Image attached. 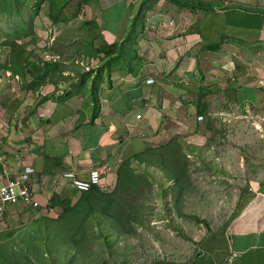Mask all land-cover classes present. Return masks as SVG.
<instances>
[{
  "label": "crops",
  "instance_id": "1",
  "mask_svg": "<svg viewBox=\"0 0 264 264\" xmlns=\"http://www.w3.org/2000/svg\"><path fill=\"white\" fill-rule=\"evenodd\" d=\"M33 27L36 40L20 72L0 66L24 82L18 90L4 88H13L19 108L1 118L0 153L14 176L23 164L35 169L39 203L35 215L23 201L8 206L0 234L13 237L9 246L25 245L82 201L84 193L61 178L65 171L85 179L90 169L106 168L111 187L92 189L107 193L123 164L178 137L203 138L209 117L264 121L259 10L194 9L171 0H41ZM101 54L92 72L78 64ZM205 239L187 261L152 264H264V183L241 194L229 226Z\"/></svg>",
  "mask_w": 264,
  "mask_h": 264
},
{
  "label": "rangeland",
  "instance_id": "2",
  "mask_svg": "<svg viewBox=\"0 0 264 264\" xmlns=\"http://www.w3.org/2000/svg\"><path fill=\"white\" fill-rule=\"evenodd\" d=\"M40 1L0 0V66L20 72L25 50L36 40L33 23ZM204 2L264 13V0ZM4 91L0 124L19 108L10 97L13 88ZM262 123L259 116L209 117L201 126L203 138L191 142L182 136L156 145L141 157L145 166L131 164L113 191L59 215L25 245L9 246L13 237L0 234V264H152L193 258L206 237L229 226L240 195L264 183Z\"/></svg>",
  "mask_w": 264,
  "mask_h": 264
},
{
  "label": "built area",
  "instance_id": "3",
  "mask_svg": "<svg viewBox=\"0 0 264 264\" xmlns=\"http://www.w3.org/2000/svg\"><path fill=\"white\" fill-rule=\"evenodd\" d=\"M54 39H50L49 42H53ZM104 57L101 54L98 59L91 61H79L86 72H92L91 70L98 68L100 58ZM45 60H56V58L44 55ZM152 79H147L146 84H151ZM23 78L21 75L16 74L13 71H5L3 74L0 73V93L3 92L6 84L14 86L15 90L20 88L22 85ZM137 118H141V115H137ZM204 116L200 115L199 120H203ZM1 144V140H0ZM0 164L2 174L0 175V221L4 220L6 211L9 205H14L17 202L23 201L24 204L34 211L32 215L38 210L39 203L35 199V195L32 189L33 176L35 169L32 166L23 164L22 169L14 176V170L10 167L8 161L5 159L3 154L0 153ZM107 170L104 167H94L87 173L85 179L79 177L76 172L70 170L65 171L61 174V178L65 181L70 182L78 191L86 192L92 188H97L101 191H108L111 186L105 177Z\"/></svg>",
  "mask_w": 264,
  "mask_h": 264
},
{
  "label": "trees",
  "instance_id": "4",
  "mask_svg": "<svg viewBox=\"0 0 264 264\" xmlns=\"http://www.w3.org/2000/svg\"><path fill=\"white\" fill-rule=\"evenodd\" d=\"M171 1H173L174 3H176L177 5H179V6H184V7H191V8H194V9H197V8H199L200 6L202 7V8H204L205 10H211V9H213V6L212 5H210V4H206V3H204L202 0H198V2L197 3H188V2H182V1H180V0H171ZM23 61H20V63H22ZM151 153H153L152 151L151 152H146L145 154H143V155H141V157H146V155L147 154H151ZM141 157H139V161H141L142 159H141ZM131 164L132 163H130V162H127V163H125V164H123V167H122V169H121V176H122V174H126L127 173V169L128 168H130V166H131ZM100 192V191H99ZM84 194H83V197H82V201L78 204V205H76L75 206V208H73L72 210H74V209H78V208H81V206H83V204L85 203L87 206L88 205H90V201H91V199H93V198H95V197H97L99 194H98V190H95V189H90L89 191H87V192H83Z\"/></svg>",
  "mask_w": 264,
  "mask_h": 264
}]
</instances>
